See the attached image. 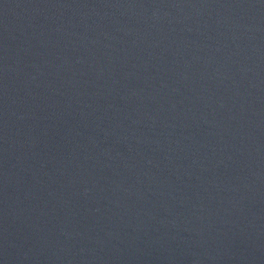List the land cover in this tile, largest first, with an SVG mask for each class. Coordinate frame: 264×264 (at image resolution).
<instances>
[{
  "label": "water",
  "instance_id": "95a60500",
  "mask_svg": "<svg viewBox=\"0 0 264 264\" xmlns=\"http://www.w3.org/2000/svg\"><path fill=\"white\" fill-rule=\"evenodd\" d=\"M0 264H264V0H0Z\"/></svg>",
  "mask_w": 264,
  "mask_h": 264
}]
</instances>
